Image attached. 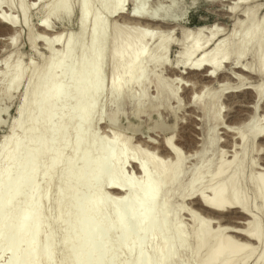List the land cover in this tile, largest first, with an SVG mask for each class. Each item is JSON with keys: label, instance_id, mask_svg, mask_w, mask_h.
Masks as SVG:
<instances>
[{"label": "snow or ice", "instance_id": "obj_1", "mask_svg": "<svg viewBox=\"0 0 264 264\" xmlns=\"http://www.w3.org/2000/svg\"><path fill=\"white\" fill-rule=\"evenodd\" d=\"M5 3L6 0H0V9L5 7ZM198 3L210 9L218 8L214 2L198 0ZM126 4L133 17L153 14L149 12L153 5L148 0H132L131 3L118 0L114 5L105 3L100 7L124 9ZM175 6L161 5L155 11L160 13ZM27 7L34 9L39 14V20L51 28L61 22L66 24L73 17L77 4L75 0H31ZM80 7L86 10L91 5L85 0ZM233 7L244 11L248 18L244 21L246 25L257 13L253 3L244 5L241 0H236ZM260 9L257 20L264 31V20L259 19V16H264V0H261ZM85 18V15H80L82 31L79 41L75 36L57 37L51 44L60 47H51V55L33 48L32 63L39 65L37 73L49 82L43 90L33 92L34 80L24 79L19 74L11 82L5 78L0 83V264H229L222 257H226L231 249H225L223 245L217 247L209 239L213 231L222 236L225 230L207 229L206 233L208 222L204 221L201 231L193 235L178 220L173 224L172 210L167 200L161 203L164 188L162 176L145 168L144 176L136 177L127 169L124 158L136 160L138 156L135 153L129 155L124 152L121 166L117 167L114 163H101L96 154L90 151L96 144L119 142V137L115 141L108 139L115 136L108 126L123 119V101L117 94L115 81L109 100L102 64L103 46L98 39L102 18L97 13V26L91 27V13L87 14L92 35L90 45L87 32L83 31ZM14 23L10 16L0 17V49H3L0 64L4 67L16 56L10 46L17 44L20 28L27 24V17L15 29L12 27ZM5 26L7 32L3 30ZM25 34L31 35L27 29ZM245 35L250 36L251 30ZM47 39L35 35L36 41L47 42ZM65 40L66 49L63 47ZM74 44L79 46L74 48ZM9 51H12V57L8 56ZM260 60L264 64V50ZM152 63L156 74L162 79L161 66L172 62L161 55L154 56ZM179 63L182 61L177 62V67ZM192 66L199 67L198 64ZM54 71L58 76L55 84H51ZM140 80L143 81V76ZM177 84L182 86L183 81H169L165 98L151 109L143 103L137 109L134 104L133 114L139 111L141 115H146L151 111L155 115L159 111L155 123L147 129L146 139L158 140L161 144L166 142L179 156L180 149L176 143L184 130L180 117L184 115L186 101ZM153 91L157 97L160 96L159 82ZM259 95L260 114L251 119L245 118L246 123L232 130L233 133L239 132L246 142L253 157L248 162L253 165L257 150L262 154L261 163H264V147L257 144L258 139L264 143V87L259 89ZM225 115L226 109L218 110V125ZM223 126L227 127L226 124ZM85 143L88 144V151H85ZM81 152L85 153L86 163L95 159L99 166L94 174L97 188L115 186L123 188L129 195L107 197L110 207L106 212L87 221L78 216L74 223L71 216L64 218L62 199L58 201L61 215L57 216L53 193L59 180V194L63 196L64 180L75 175V169L80 166ZM49 178L52 187L49 188L48 207H45L43 191ZM186 194L202 193L193 185L186 190ZM230 199L225 188L222 194L212 196V207L226 209ZM85 223L86 228L83 227ZM82 230L86 238L77 246L76 239ZM248 235L253 237L248 244L232 242L234 248L242 249L245 254L242 264H264V229L259 232L250 230ZM198 252L207 253V258L197 259Z\"/></svg>", "mask_w": 264, "mask_h": 264}, {"label": "bare ground", "instance_id": "obj_2", "mask_svg": "<svg viewBox=\"0 0 264 264\" xmlns=\"http://www.w3.org/2000/svg\"><path fill=\"white\" fill-rule=\"evenodd\" d=\"M27 1L17 0L15 3L12 0H6L5 7L0 9V17L7 18L10 16L11 19L15 21L12 25L13 29H15V27L23 21L25 17H27V24L21 28H29L30 16L28 15L29 8L27 6L28 3H30V0L28 3ZM131 1L132 0H128L129 3ZM231 1L232 0H230L231 5L229 7L230 11L228 10V14L236 16L235 21L239 19L237 18V15H241L242 18H245L246 16L244 11L234 9L233 5L236 4V0H233V2ZM37 2H40V0H37ZM49 2H53V0H49ZM76 2L78 11L77 33H71L70 31L68 33L65 31V33L64 30L61 29L60 31H53L52 29H49V27L45 26L42 21H39L37 27L42 28L44 31H39L41 32L39 35L48 38L47 42L40 41L42 42L43 48L47 50L48 55H51L50 48H57V46H59L51 44V42L55 41L57 37L64 38L75 36L77 41H79L80 33L82 31L80 28L81 14L86 17L85 28L83 31L87 32L88 42L90 45L92 35L89 30L90 26L88 24L87 14L91 13V27H96L98 13L102 18V23L98 28V39L102 42L103 46L102 64L104 66L105 62L108 61L112 72L110 79L107 81V89L110 99L113 82L115 81V89L121 98H123L125 94V96L137 101L138 104H144L146 101V88L148 89L152 83L149 78H146V75H148L150 68L154 67L152 63L153 57L162 55L168 59V48L170 45H174L172 37H170V33L174 32L180 24H172V22L167 23L163 21L160 14L156 13L147 15V18L144 19L140 16L133 17V15L127 13L128 11H125V8L117 9L116 7H100L105 3L114 5L118 3V0H87L91 7L86 10L80 7L85 3V0H76ZM241 2L244 5H247L248 3L254 2V0H241ZM13 5L16 12H18L17 16L10 13L11 9H13ZM21 5H23V7H21ZM259 6L260 4L256 7ZM240 12L241 14H239ZM241 21L238 20L236 23L233 22V31L230 33L227 32L226 34H224L226 32L223 31L224 28L222 29L221 27L214 26L215 28L213 27V29L210 30L208 37L204 36L202 30L197 31L195 34H191L188 31L186 32L185 28L181 26V39H179L180 41L178 40L180 43H178L177 40L174 41L179 44L178 46L180 47L181 52H179V56H177L176 60L172 62V64L169 63L162 65V67H165L164 69L170 74V76L175 77L176 80L183 81V85L181 86L183 87V93H187L189 90H192V92L190 91L191 94L188 99L190 103L197 102L206 91V88L208 86L211 87V84L215 82L227 83V81L234 80L240 84L239 86L243 87L242 90L248 94L246 106L248 114H246V117L243 119H239L240 121H234L235 126L233 125L232 127L221 128L224 131L222 130L220 133L223 137L219 136L220 138L218 140L221 146H219L218 162L212 170L209 169L208 173L206 172V176L203 175V170L205 167H211V164L213 163L212 157H204L201 163L192 169L191 177L188 181L185 184H182L183 177L186 173L185 160L187 156L183 154V151L177 144L176 147L180 149L179 156L172 148L167 146L166 142L161 144L158 140L155 141L154 139H146L145 141H147V143L141 144V141H144L142 137V140H140V142L138 141V143L133 141L132 136H125V133L123 134L122 131L120 132L116 130V124H109L108 127L111 128L113 133H115V136H109L108 139L115 141L116 138L119 137L120 140L118 143H113L111 145L96 144L90 149V151L95 153L96 157L100 159L101 163H114L117 167L121 166V158L124 152H127L129 155L135 153L138 156V159L136 160H128L126 157L124 158V162L127 164V169L130 170V173H134L136 177H143L145 168L153 174H160V176H162L164 180V188L162 191L163 199L161 203H163L164 200H167L172 210L171 219L173 224H175L178 220L180 224L184 225L185 230L193 235L198 234L201 231L204 221L208 222L207 228H205L206 233L207 229L225 230L224 235L222 236L213 231L209 239L210 242L217 247L223 245L225 249H231L226 257H222L226 258L229 264H242V261L245 258L243 250L240 248H234L232 242H236L237 245L248 244L253 239L252 236L248 235L250 230L259 232L261 229H264V163H261V157H257L258 154H262L257 150L255 153V165L249 163L248 161L252 158H249L246 142L243 140L239 132L233 133L232 131L233 129L239 128L241 124L246 123L247 121L245 118L251 119L254 114H256L257 110H259V89L264 87V64L261 63L260 58L258 60V67L255 66V68L252 69L253 67L251 68L250 65L248 66L247 62L245 63L246 59H244V52L241 56L240 53L235 54L237 51L235 53H229L231 51H227L226 49V46L228 45V38L231 37L238 29ZM109 26L112 28V34L110 37L108 36ZM182 28H184V30ZM6 29H8L7 26ZM250 30L251 35H245V33H248ZM250 30L243 32L239 37H237L239 38L240 43H250L256 39L258 31L257 25H253ZM47 31H51L52 33L47 35L45 33ZM30 33L31 35H29L28 38L30 42L29 45L34 47L35 35L32 32ZM215 38L216 40L213 41ZM150 39H156L157 42L148 44ZM212 41L213 43L211 44ZM109 43H111L110 46L108 45ZM77 46L79 45L74 44V48ZM63 47L65 49L67 48V40H65ZM81 53H83L82 46ZM8 56L12 57V53H9ZM89 56H91V52H89ZM180 61H182V63H179V66L177 67L176 64ZM17 62H19V64ZM197 64L199 67L192 66ZM3 69V78L4 80L7 78L9 82H11V80L18 74L24 79L34 80L33 92L37 89L43 90L44 86L49 83L41 75H39L35 69L32 68V64L24 66L21 63V60L16 61L14 64L10 61L9 65ZM226 69H230V72H226ZM57 76L58 74L54 71L53 78L50 81L51 84H55ZM141 76H143V81L140 80ZM24 87L27 88L28 85L25 84ZM153 87H156V85L154 84ZM159 88L160 92H162V87L160 86ZM238 92L239 91H236V93ZM155 97L157 100L160 99L157 96ZM228 97V103L235 104L236 106L242 105L238 100H236L239 99L238 96L232 97V95H229ZM149 101H151V99H149ZM197 104L199 103L197 102ZM108 108H111L110 103ZM138 114H140L139 111H137V115ZM250 114L252 115L250 116ZM108 127L104 129L106 131L105 133L108 132ZM72 138L73 143H75V130H73ZM215 142V138H212L210 142L211 146H213ZM257 144L260 145V147H264V143H261L259 139L257 140ZM84 148L85 151L89 150L87 143H85ZM189 150L191 149H188V151ZM195 152H192L191 154ZM147 153H151L152 155L149 156ZM185 153L187 154L188 152ZM229 153L230 155H227ZM84 155L85 153L81 152V167L79 170L75 169V175L71 179L67 177L65 178L62 197L59 194V180H57V184L55 186L56 192L54 193V199L56 202L57 216L61 215V205L58 201L62 199L64 218L67 219L71 216L74 223L76 222L78 216L87 221L94 216H98L106 212L110 207L107 202V197L111 196L118 198L129 195V193L123 188H117L115 186L97 188L95 185L94 174L98 170L99 166L95 159H93L91 163H86ZM166 165L167 171H165ZM89 167H92L90 172H88ZM41 179H43V176H41ZM78 183H82V186L92 190L88 191L86 194H82L79 198L77 190L74 188V186ZM193 185L197 186L199 191L202 193L201 195L186 194V190ZM247 186L251 187L250 195H248ZM50 187H52L51 178H49V183L44 186L43 203L45 207L48 204ZM225 188L227 189L228 195L231 197L229 200V206L223 210L213 208L211 203L212 196L222 194V191ZM109 190L112 191L110 192ZM39 198L40 197L38 195L37 199ZM193 203L201 208V212L192 208ZM232 213L239 216L236 219L233 218L236 221L232 219L234 222L230 221L229 217H227ZM183 215L188 217L186 218V221L188 220L190 222L189 229H186L182 220ZM83 227L86 228L87 223H85ZM84 238H86V233L82 230L76 239L77 246ZM196 258H207V253L201 254L198 252L196 253Z\"/></svg>", "mask_w": 264, "mask_h": 264}, {"label": "rangeland", "instance_id": "obj_3", "mask_svg": "<svg viewBox=\"0 0 264 264\" xmlns=\"http://www.w3.org/2000/svg\"><path fill=\"white\" fill-rule=\"evenodd\" d=\"M12 1H14L15 3L17 2V0H12ZM28 1H27V3H28ZM30 2H31V0H30ZM207 2L216 3L218 5V8L210 9L206 6H203V7L199 6L198 0H148V3L150 5H153L149 9L150 13L160 14V17L163 19V21H165L167 23L172 22V24H177V23L180 24L179 26H177V29H179L180 31L176 29L174 32L170 33L171 34L170 37H172V40H173L172 42L174 43V45L172 44L173 46L170 45L168 48V53H167L168 59L167 60L174 62L176 60L177 56H179V52H181V49L178 46L179 45L178 43H180L179 39H181V26H183L185 28L186 32L188 31L191 34H195V33H197V31L202 30V33L204 34V36L208 37L210 34V30L213 29L214 26L221 27L222 29L224 28L223 31H226V32L225 33L223 32V33L226 34L227 32L230 33L233 31V29H234L233 24L234 23L238 22V20H240V21L242 20L240 25L238 26V29L233 33V35L231 37L228 38V40H227L228 45L226 46L227 47L226 49H227V51H231L229 53H235L236 51L237 52L235 54L244 52L245 53L244 59H246L245 63L247 62L248 66L250 65L251 68L253 67L252 69H254L255 66L258 65V60L260 58L262 50H264V38H263L264 31L261 30L259 23H258V20H257V16L259 15V12L261 10L260 6L256 7V9H257L256 15H254L252 17L251 21L246 25L244 23V21H245L244 19H247V17L242 18L241 15H237L238 16L237 18H239V19H237V21H235L236 16H234L232 14L231 15L228 14V10L230 11L229 7L231 5L230 0H206V3ZM231 2H233V0ZM254 2H252V3L255 6L261 4V0H254ZM75 3L77 4L76 0H75ZM173 4H175L176 6L173 8L164 10L163 12L157 13L155 11L156 7H160L161 5H173ZM189 5H191V7H189ZM125 11H128L127 13L132 15V12H131V10H129L127 8V5L125 6ZM28 12H29L28 15L30 16V27L27 28L28 32L29 33L32 32L34 35L41 34V32H44L42 30V28L37 27V24L40 21L38 18L39 14H37L34 11V9H32V10L29 9ZM10 13L14 16L18 15V12H16L14 6H13V9H11ZM239 14H241V12ZM140 17L145 19V18H147V15H145L143 17L140 16ZM259 19L264 20V16H259ZM253 20H254V22H253ZM77 21H78V11L76 8L74 10L73 17L71 19H69L66 24L63 22L59 23L58 25L54 24L53 27H51L49 29H52L53 31L54 30L60 31V29H61V30H64V32L66 31L67 33L69 31L71 33H77V30H78L77 29ZM253 25L254 26L257 25V27H258L257 34L260 32L258 35L256 34V39L250 43H244V44L240 43L239 38H237V37H239L240 34H242L243 32L249 31L253 27ZM184 28H182V29L184 30ZM4 29L6 30V31L4 30L5 32L8 31V29H6V26ZM25 29L26 28L20 29V34L17 37V44L14 46H10L12 48V50L15 51V53H16L15 58L12 59L11 62H12V64H14L16 61L21 60V63L24 66H28V65L32 64V68L37 71V68L39 66L33 65V63H32L33 57L31 55V53H32L33 48L42 49L43 52L47 55H48V52L46 49L43 48L42 42H40V41L35 40V43H34L35 46L31 47L29 45L30 44L29 39H28L29 35L25 34ZM111 30H112V28L109 26V28H108V36L109 37L112 34ZM39 31H41V32H39ZM261 32H263V33H261ZM45 33L47 35H49V33L51 34L52 32L47 31ZM175 40H177V41L179 40L178 43L177 42L175 43L174 42ZM215 40H216V38L213 41H215ZM213 41L211 42V44L213 43ZM27 42H29V43H27ZM156 42H157L156 39H150L148 41V44H153ZM110 44L111 43H109L108 45L110 46ZM236 45H238V46H236ZM59 47L60 46H57L58 49H59ZM235 49H237V50H235ZM2 52H3V49H0V53H2ZM9 53H12V51H9L8 54ZM250 56L252 57L251 59H249ZM2 59H3V57L0 56V60H2ZM3 68H4V66L2 64H0V83H3V81H4V78H3L4 77L3 76V73H4L3 70L4 69ZM161 68H162V74H161L162 79H161V76H158L156 74V72H154L155 67L150 68L148 75H146L147 76L146 78H149V80L152 81L149 88L148 89L146 88V97H145L146 101H145L144 105H146L148 107V109H151L154 104H159V101L161 99L165 98L166 90L168 87V82L169 81H176L175 77L170 76V74L164 69L165 68L164 66L163 67L161 66ZM103 70H104V74L106 76V82H107L110 79L111 73H112L111 69H110V64L108 63V61L105 62ZM226 70H227L226 72H230V69H226ZM157 82H159V87L161 86L163 89V91L160 92V96H159L160 99L159 100H157V98L155 97L157 95L153 91L157 87ZM215 83H212L211 87L208 86L207 87L208 89L206 88V91L202 94L201 98L197 101L199 104H197V102H195V103L189 102L188 99L190 97L192 90H189L187 93H183L182 92L183 87H181V85L177 84V87L183 93V97L186 101V105H185L184 110H183L184 115H182L180 117V122L182 125H184V130H183L182 135L179 139V142L176 143L178 145V147L181 148V150L183 151V154L185 156H187L186 160H185V167H186L185 171H186V173H185V176L183 177L182 184H185L188 181V179L191 177L192 169L196 165L200 164L204 157H206V158L212 157L213 163L211 164L210 168H206V167L204 168L203 175L207 174L209 169L212 170L214 168L215 164L218 162V152H219V149L221 147L220 143L218 142V140L220 138L219 136L223 137V135L220 134L223 130L221 128H223L224 127L223 125H225V124L227 125V127H232L235 122L240 121L239 119H243L244 117H246V114H248L247 107H246L247 101H248V94L242 90L243 87H240L239 86L240 84H238L234 80L227 81V83H223V82H219V83L215 82ZM154 84L156 85V87H153ZM227 84H228V86H227ZM234 90H235V92H234ZM236 91H239V92L236 93ZM240 92H242V93H240ZM17 94H19V93H17ZM224 94H225V96H224ZM226 95H227V97H226ZM229 95H232V97L238 96L239 99H236V100H238L240 102V104H242V105L236 106L235 104L228 103L227 99L229 98L228 97ZM108 96H109V94H108ZM124 96H125V94H124ZM124 96L122 98L123 107L121 109V111L123 113V119L118 120V123L116 124V130H118L120 132L122 131L123 134L125 133V136L126 135L132 136L133 141H135L137 143H138V141L140 142V140H142V138L145 141L146 137H147V129H148L147 127H149L151 124L155 123L156 118H158V116H159V111H157L155 113V115H153L151 113V111H149L146 115H141V114L137 115V112L135 114H133V105L135 104L136 108L139 109L140 104H138V102L133 100L132 98H129L128 96H125V97ZM149 99H151V101H149ZM109 100H110V97H109ZM220 108H221V110L226 109L227 115H225L226 118L223 119L224 122H223V120H221L220 124L218 125L216 122V116H217V112H218V110H220ZM229 108H230V110H229ZM109 110H111V108H109ZM259 110H260V106H259ZM259 110H257L256 114H254V115H259L260 114ZM103 111H104V105H103V101H102L101 102V112H103ZM251 115L252 114H250V116ZM198 138H200V139H198ZM212 138H215V140H216V142L213 146H211V144H210ZM144 141L142 140L141 144L147 143V141H145V142ZM155 141H157V140H155ZM194 148L196 149L197 153L195 152ZM188 149H191L192 151L191 150L188 151ZM224 149H227V148H224ZM247 150H248V146H247ZM150 151H151V149H150ZM185 152H188V153L186 154ZM192 152H195V153L191 154ZM227 155H230V153ZM258 156L261 157V155H259V154L257 155V157ZM255 157H256V154H255ZM249 158H253L250 153H249ZM80 167H81V165L79 167H77L76 169L79 170ZM91 170H92V167H89L88 172H90ZM56 184H57V181H56ZM56 184H55V186H56ZM247 187H248L247 188L248 195H250L251 187L250 186H247ZM74 188L77 190V195L79 198L82 196V194H86L88 191L92 190V189H87L86 187L82 186V183L76 184L74 186ZM53 206L56 208L54 193H53ZM192 206H193L192 208H194L198 211H200V209H201L200 207L195 205V203H193ZM46 207H48V204ZM227 217H229L230 221H233L234 220L233 218L236 219L239 216L235 213L234 214L232 213V214H229ZM186 218H188V217L186 215L185 216L183 215L182 220L186 226V229H189L190 228V222L188 220L186 221ZM234 221H236V220H234Z\"/></svg>", "mask_w": 264, "mask_h": 264}]
</instances>
